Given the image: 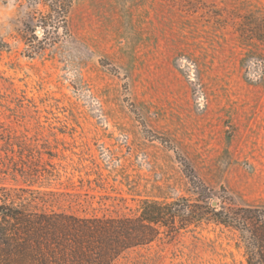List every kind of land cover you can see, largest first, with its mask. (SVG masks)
<instances>
[{"label":"rangeland","instance_id":"1","mask_svg":"<svg viewBox=\"0 0 264 264\" xmlns=\"http://www.w3.org/2000/svg\"><path fill=\"white\" fill-rule=\"evenodd\" d=\"M33 1L0 0V191L85 217L264 208V0H72L47 40ZM236 243L191 226L114 264H245Z\"/></svg>","mask_w":264,"mask_h":264},{"label":"trees","instance_id":"2","mask_svg":"<svg viewBox=\"0 0 264 264\" xmlns=\"http://www.w3.org/2000/svg\"><path fill=\"white\" fill-rule=\"evenodd\" d=\"M45 1L46 11L40 13L36 9L40 0L29 4L32 10L27 13L25 28L32 34L39 28L45 40L60 30L68 35L66 19L72 0ZM199 202L144 200L134 217H85L47 211V205L52 207L48 200L39 198L34 204V200L3 190L0 264H114L163 236L172 238L191 226L196 229L205 224L232 232L245 264H264V208Z\"/></svg>","mask_w":264,"mask_h":264}]
</instances>
